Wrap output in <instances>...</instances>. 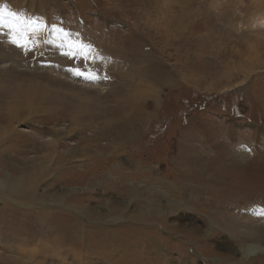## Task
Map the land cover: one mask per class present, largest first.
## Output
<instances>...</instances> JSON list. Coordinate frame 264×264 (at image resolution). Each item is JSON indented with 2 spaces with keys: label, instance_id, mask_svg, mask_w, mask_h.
<instances>
[{
  "label": "rangeland",
  "instance_id": "rangeland-1",
  "mask_svg": "<svg viewBox=\"0 0 264 264\" xmlns=\"http://www.w3.org/2000/svg\"><path fill=\"white\" fill-rule=\"evenodd\" d=\"M0 15V112L32 107L14 125L34 136L27 149L63 138L66 153L34 189L42 205L0 210V264H264V230L245 235L237 222L242 208L258 209L249 203L264 204L250 198L264 182V0H0ZM149 63L173 81H141ZM129 91L151 116L134 144L95 157L112 138L98 142V128L108 133ZM244 147L259 149L256 162H212ZM201 148L203 175L184 157ZM208 174L240 188L236 214L199 194ZM3 219L18 224L3 229ZM250 245L259 251L246 258Z\"/></svg>",
  "mask_w": 264,
  "mask_h": 264
},
{
  "label": "bare ground",
  "instance_id": "bare-ground-1",
  "mask_svg": "<svg viewBox=\"0 0 264 264\" xmlns=\"http://www.w3.org/2000/svg\"><path fill=\"white\" fill-rule=\"evenodd\" d=\"M256 46L257 45H253L252 49L255 48ZM114 49H115V47H114ZM117 54H116V57L119 55V54L118 55ZM46 55H47V53H46ZM255 55H252L249 58L250 63H251V61H252V59L254 58ZM126 63H127V61H126ZM157 65L158 64H153V63L150 64V67H152V68H150V70L147 68L149 70V74L148 75H145L146 74L145 72L147 71V69H146V71H143V72H139V73H135L134 72V73L136 75L139 74L140 77L138 76V78H140L141 81H143V79H144L146 81H149V83L151 85L162 86V84H166V82H168V81H171V80L173 81V78L163 76V74H162L163 72L160 73V71L155 68ZM134 67L135 66H133V68ZM163 69H164V67H163ZM134 71H135V69H134ZM150 71H153V72L151 73ZM98 73H100V72H98ZM135 74H134V76H135ZM96 75H97V73H96ZM167 75H168V73H167ZM228 85H230V84H228ZM139 86H138V88H141ZM130 93L132 94V92H130V91L125 93V96L123 98L124 102H121L122 104L119 103L120 101L118 102L119 106H118V108L116 110L117 111L115 113L116 115L113 116L112 118H110V120H109L110 122L108 124H110L109 126L111 127V129L109 131H107L108 132L107 134H110V135H107L105 133L104 134L100 133V131L105 129V126L103 128H98V130H97V134L99 133L98 138H97L98 142H100V140H102L103 137L111 136L112 138H110L108 140V143L105 146L104 145H100V143H98V145L96 144L94 146V148L96 149L94 151L95 152V154H94L95 157L98 154L100 156L103 153V151L107 150V148H109V143L114 145V143L118 144L120 141H122V142H127L128 144H132L133 141L137 138V136L141 133V128L144 125V121L151 116L149 113L147 114L146 112H144V113L142 112V111L145 110V109L144 110L142 109L143 107H141V109H140L139 106H138L139 107L138 108L135 105H133L134 104V100H132L133 99L132 95H129ZM136 102H139L137 96H136ZM22 106L25 107L24 104ZM74 106H76V105H74ZM31 108H29L28 106L25 107V110L28 113V114L26 113V116H22L21 115V111H19L20 108H18V107L15 110H13V111H11L9 113L8 112H6V113H1L0 112V203H1L0 210H2L3 213L6 216H9V209H14L15 211H16L17 208L20 209L19 205H25L26 206V205H31L33 203L34 204L35 203L36 204L37 203L41 204L40 200L39 201H35L36 198H37V197H35L36 196V191H37V190L34 191L35 187L37 185H39L40 183H42L46 179H48V181H49V179L52 178L53 170L55 168V166L53 164L54 160H58V162H61V161L63 162V159L66 156L65 152H59L58 151L59 148H60V146L58 144L60 143V141L63 138L62 139L61 138H54V139L51 140V142H49V140L46 142L45 139H43L45 141V142L43 141V146H41V145H39L37 143L36 145H31L32 146L31 149H27L28 146L26 147L25 143H27L29 141V138L30 139H34V136H33V138H31L29 136L25 137L24 135L19 134V131H17L14 128V125H15V123H20L21 124V122H25L26 120H29L26 117H28V116L32 117L31 116ZM29 109H30V111H29ZM79 112H82V111L80 110ZM137 123H138L139 126L136 125ZM109 132H112V133H109ZM67 134H69V133H67ZM23 136L25 137L26 141L23 140ZM209 140H208V142L210 144ZM22 144H23V146H22ZM205 149L201 148L200 151L194 150L195 151V152H193V153H195L194 156H184V157H188V158L192 157L193 160L197 163V165L200 166V169H199V166H198L197 170H196L197 172H199L200 175H203V174L207 173L208 170H206V168H205L206 164L208 165V163H209V165H210V162H211L209 160L210 158L208 157V156H210L209 153H206L208 151V149H206V150ZM258 150L259 149L257 147L245 148V149H243V151H240L239 153H235V154L230 150V151H228L225 154V156L220 151L219 152L217 151L218 153L215 154V156L212 159V162L214 161L215 163H219V162L223 163V162L229 161L230 162L229 165L234 166L236 163H238L237 160L242 155H248L250 160H254L255 159V162H256L258 157L260 156L258 154L259 153ZM86 152L87 153L85 154V156H86L87 162H88V160H90L89 158H91V159L95 158L93 156L91 150L86 151ZM40 153H44V155L43 156L38 155ZM186 153H190V152L187 151ZM32 154H37V155H33V157H30V158H27V159H23L24 155H29L30 156ZM5 156H8L9 157L8 160H11V163L14 164L11 170L8 168L9 169L8 173L5 172V168H4L8 164V162H6L7 160L4 159ZM184 157H182V158L184 159ZM236 158H237V160H235ZM241 158H243V157H241ZM201 159H205V160H207V161L209 160V161L208 162H204V161L201 162ZM65 160H66V158H65ZM173 161H174V158H173ZM184 162H187V161H184ZM238 164H241V163H238ZM252 164H253V162H248L247 161L245 163V167H247V168H249L251 170L254 167ZM194 171H195V169H194ZM214 175H215V173H214ZM214 175L208 174L207 175L208 178L204 179L203 181L202 180L198 181L199 183H197L196 186H195L197 188V191L199 192V194L208 193V194H214L215 196H219L220 195L219 198L220 197L223 198L221 200L223 202H226V204H227L224 207H226L228 209V211H231V212H228V213H231L232 215L236 214V210H238L237 209L238 205H235V204H238L240 202V201L236 202V199H237L236 192L240 188H238V187L236 188V186H230L227 183L226 180H224V179H220L219 180V179H217V177L214 178ZM212 181H214V182H212ZM211 182L214 183V184H210ZM244 186H242V187L244 188ZM251 189H252V187H251ZM241 190H243V189H241ZM227 191L229 192V194H226V196L225 195H221L223 192H227ZM239 191H238V193H239ZM228 195H230V197ZM227 196L229 198H227ZM244 196L245 195L242 196V199H243L242 201L243 202L245 201ZM250 198L251 199H257V200L264 198V182L260 186H258L255 191H253V193L250 195ZM58 200L61 201V198H59ZM227 200H228V202H227ZM248 205L251 206V207L252 206H257L258 209H260V207H262L263 210L261 209L262 211L256 212V211H252V210H255L256 207L252 208V209L250 207H248L247 209H246V207L242 208L243 209L242 213H245V214L244 215H240L237 218V222L239 223L238 230L239 231L241 230L242 232H244L245 235L248 234V232H254V235H255V234L258 233L259 229H263L264 230V221H262V219H264V204L259 202V203H257V205L255 203H252V204L249 203ZM16 206H17V208H16ZM169 206H171L174 209H183L185 207L184 205L181 206L178 203L169 204ZM245 206H247V205H245ZM231 208L234 209V210H229ZM244 209H246L247 211H245ZM258 209H256V210H258ZM246 213H248V214H246ZM3 221L6 222V223L3 224V229H7V230L10 229L9 228L10 226H12V225L16 226V224H18V223H16V224L10 223L9 221H7L5 219H3ZM57 227L58 226L55 225L54 228L57 229ZM232 228H236L235 225L234 226L232 225ZM23 233L25 234L26 231H23ZM257 250H258L257 246L250 245L248 248H246V250L245 249L243 250V253H244L243 256L245 255L246 252H248V254L245 256L247 258L249 255L254 254ZM29 255H30V257H34L32 253H30Z\"/></svg>",
  "mask_w": 264,
  "mask_h": 264
},
{
  "label": "snow or ice",
  "instance_id": "snow-or-ice-1",
  "mask_svg": "<svg viewBox=\"0 0 264 264\" xmlns=\"http://www.w3.org/2000/svg\"><path fill=\"white\" fill-rule=\"evenodd\" d=\"M8 15H9V16H14L15 13L9 12ZM0 18H2V15H0ZM14 42H15V41H14ZM22 47H23V45H22ZM78 74H79V73H78Z\"/></svg>",
  "mask_w": 264,
  "mask_h": 264
}]
</instances>
